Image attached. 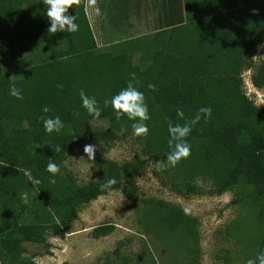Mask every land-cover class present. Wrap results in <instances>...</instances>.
<instances>
[{
    "label": "trees",
    "instance_id": "trees-1",
    "mask_svg": "<svg viewBox=\"0 0 264 264\" xmlns=\"http://www.w3.org/2000/svg\"><path fill=\"white\" fill-rule=\"evenodd\" d=\"M83 3L73 0L68 9L78 24L69 34L47 31L44 0H0V264H36L23 257L26 244L48 253L47 236L63 237L78 208L99 196L118 190L128 201H138L134 179L146 164L162 161L170 151L167 121L183 124L199 107H211L212 114L207 120L201 116L185 138L190 155L161 171L182 195L201 193L193 183L196 177L210 181V194L231 191V203L241 210L234 229L245 247L242 264L255 259L264 248V107H256L244 94L241 73L254 66L250 53L264 47V0H181V18H166L165 27L152 38L129 40L116 51L96 47ZM9 50L22 65L31 62L25 75L15 80L2 67V55ZM129 80L144 93L148 107L144 137H134L133 121L125 116L117 120L111 107L103 105ZM250 82L264 89V56ZM12 84L21 89L22 99L8 94ZM79 89L96 97L98 118L81 107ZM45 105L48 113L41 112ZM177 108L184 119L176 117ZM77 111L80 115L74 118ZM56 115L64 127L45 133L41 117ZM100 121L105 125L92 124ZM125 135L139 145L131 159L117 163L94 152L93 160H87L95 179L78 184L59 171L56 182H48L49 159L61 170L72 149L84 143L107 145ZM57 145L59 153L54 152ZM25 170L41 183L32 185ZM110 177L117 183L106 190L101 185ZM25 194L32 195L29 204H21ZM140 200L154 237L177 233L174 242L181 250V264H197V219L166 201ZM24 212L30 215L27 222L21 219ZM112 229L99 225L90 235L106 236ZM118 253L114 251L116 259Z\"/></svg>",
    "mask_w": 264,
    "mask_h": 264
},
{
    "label": "rangeland",
    "instance_id": "rangeland-1",
    "mask_svg": "<svg viewBox=\"0 0 264 264\" xmlns=\"http://www.w3.org/2000/svg\"><path fill=\"white\" fill-rule=\"evenodd\" d=\"M263 56L264 47H257L250 53L254 68ZM21 57L24 59L25 54ZM19 59L12 50L2 55L3 70L12 80L25 75L26 66L31 63L28 61L22 65ZM253 67L242 71L241 89L256 107L261 108L264 107V89H256L251 84ZM86 144L94 146L95 154L117 163L131 159L139 150L138 143L130 135L107 145L84 143L72 149L66 154L60 174H70L78 184L96 178V171L83 153ZM156 162L146 164L133 181L137 187L138 201H128L118 190L99 196L78 208L77 218L63 237L47 236L50 245L48 253L40 246L26 244L23 257L32 259L36 264H110L119 263L122 259L127 264H151L150 258L155 264H181V250L175 247L174 242L177 233L164 232L160 239L154 237V230L150 229V220L144 214L147 207L140 199L154 198L187 209V214L197 219V264H242L245 247L235 237L234 229L241 210L238 205L231 203L233 193L210 194V181L196 177L193 183L201 193L182 195L172 186L169 177L158 170ZM31 200L32 195L25 194L21 197V204H29ZM29 216L24 212L22 221L27 222ZM99 225H111L113 229L106 236L91 237L90 232ZM117 249L119 259L114 254ZM36 252L39 254L32 258Z\"/></svg>",
    "mask_w": 264,
    "mask_h": 264
},
{
    "label": "clouds",
    "instance_id": "clouds-1",
    "mask_svg": "<svg viewBox=\"0 0 264 264\" xmlns=\"http://www.w3.org/2000/svg\"><path fill=\"white\" fill-rule=\"evenodd\" d=\"M72 2L73 0H44V3L47 5L45 8V15L49 20L48 32H66L71 34L78 30L76 16L68 14V9ZM92 2L94 3V0H92ZM94 11L96 15L100 14L99 7H96ZM147 87L153 89L154 85L148 84ZM8 94L17 100L22 99L21 89L14 84L9 85ZM77 95L80 99L81 107L85 110L86 114L93 119L98 118L101 113V108L98 105L96 97L86 95L83 89H79ZM103 105L105 108L111 107L117 120L125 116L128 120L133 121L131 124V131L134 137H144L148 134V125L145 122L148 121L150 117L148 114V107L145 103L144 93L138 91L137 88L133 86L131 80L128 81L126 87L111 96L110 99L106 98L103 101ZM49 111L50 109L47 105L43 106L41 109L42 113H48ZM211 114V107H199L191 120L185 119L183 124L173 123L170 120L167 121V132L169 135L168 146L170 151L162 161L156 162L158 170L175 167L181 159H186L190 155L191 148L185 138L192 131V126L201 120V116H203L204 120H207ZM79 115L80 113L78 111L73 113L74 118H78ZM176 117L178 119H184V114L179 108L176 109ZM41 119L45 133H58L64 127V122L59 115L42 116ZM61 151L62 148L60 145H57L54 149L55 153ZM94 151L95 148L91 144H86L83 147V153L87 156L88 160H93ZM48 161L45 171L50 174L48 182L54 184L56 182L55 176L59 173L60 168L53 160L49 159ZM24 175L32 185H39L41 183L40 179L31 175L30 170H25ZM116 183V179L110 177L101 187L110 190L111 186ZM184 212L187 214V209H184ZM244 264H264V248L259 250L255 259L249 258Z\"/></svg>",
    "mask_w": 264,
    "mask_h": 264
},
{
    "label": "crops",
    "instance_id": "crops-1",
    "mask_svg": "<svg viewBox=\"0 0 264 264\" xmlns=\"http://www.w3.org/2000/svg\"><path fill=\"white\" fill-rule=\"evenodd\" d=\"M178 2L181 4V0H84L83 11L96 47L116 51L129 40L152 38L165 27L166 18H181Z\"/></svg>",
    "mask_w": 264,
    "mask_h": 264
}]
</instances>
